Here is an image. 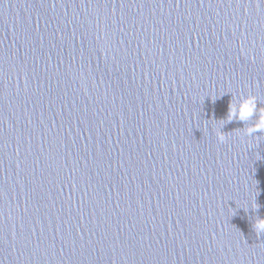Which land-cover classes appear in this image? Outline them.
<instances>
[{
    "label": "water",
    "instance_id": "obj_1",
    "mask_svg": "<svg viewBox=\"0 0 264 264\" xmlns=\"http://www.w3.org/2000/svg\"><path fill=\"white\" fill-rule=\"evenodd\" d=\"M261 110L264 0H0V264H264Z\"/></svg>",
    "mask_w": 264,
    "mask_h": 264
},
{
    "label": "clouds",
    "instance_id": "obj_2",
    "mask_svg": "<svg viewBox=\"0 0 264 264\" xmlns=\"http://www.w3.org/2000/svg\"><path fill=\"white\" fill-rule=\"evenodd\" d=\"M256 111L257 108L255 97L248 96L242 98L238 104H230L227 114V120L229 122H231L233 119L247 121L256 114ZM256 132H264V110L260 111L257 121L245 130V134L249 136ZM217 136L221 142H223L226 138L225 135L221 132H219ZM254 227L258 234L264 233V219L257 220Z\"/></svg>",
    "mask_w": 264,
    "mask_h": 264
}]
</instances>
